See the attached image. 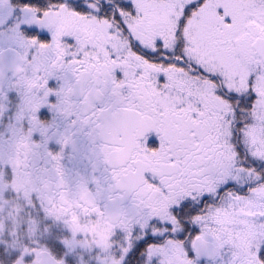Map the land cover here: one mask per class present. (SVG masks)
Listing matches in <instances>:
<instances>
[{
	"label": "snow or ice",
	"instance_id": "6c2138e0",
	"mask_svg": "<svg viewBox=\"0 0 264 264\" xmlns=\"http://www.w3.org/2000/svg\"><path fill=\"white\" fill-rule=\"evenodd\" d=\"M0 264H264V0H0Z\"/></svg>",
	"mask_w": 264,
	"mask_h": 264
}]
</instances>
